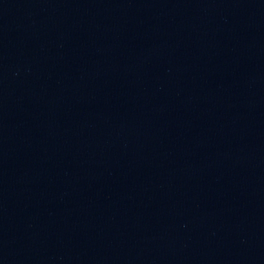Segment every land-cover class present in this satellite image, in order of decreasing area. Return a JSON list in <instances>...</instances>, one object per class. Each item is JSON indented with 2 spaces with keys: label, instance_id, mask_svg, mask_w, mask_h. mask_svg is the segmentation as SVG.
Masks as SVG:
<instances>
[{
  "label": "water",
  "instance_id": "1",
  "mask_svg": "<svg viewBox=\"0 0 264 264\" xmlns=\"http://www.w3.org/2000/svg\"><path fill=\"white\" fill-rule=\"evenodd\" d=\"M0 264H264V0H0Z\"/></svg>",
  "mask_w": 264,
  "mask_h": 264
}]
</instances>
